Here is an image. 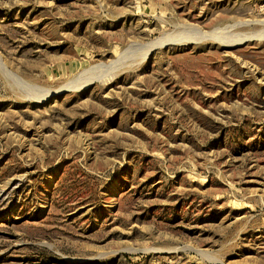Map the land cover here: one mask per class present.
<instances>
[{
    "label": "rangeland",
    "instance_id": "obj_1",
    "mask_svg": "<svg viewBox=\"0 0 264 264\" xmlns=\"http://www.w3.org/2000/svg\"><path fill=\"white\" fill-rule=\"evenodd\" d=\"M0 264H264V0H0Z\"/></svg>",
    "mask_w": 264,
    "mask_h": 264
}]
</instances>
